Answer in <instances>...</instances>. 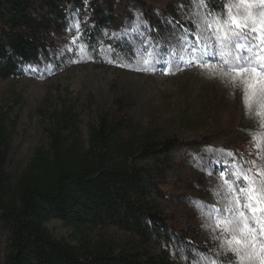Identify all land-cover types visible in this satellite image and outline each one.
Returning <instances> with one entry per match:
<instances>
[{
  "label": "rangeland",
  "instance_id": "1",
  "mask_svg": "<svg viewBox=\"0 0 264 264\" xmlns=\"http://www.w3.org/2000/svg\"><path fill=\"white\" fill-rule=\"evenodd\" d=\"M109 3L116 16L104 40L125 41L130 52L126 59L112 56L103 43L96 51L82 45L96 13ZM201 3L204 6L198 7ZM238 3L228 0L226 7ZM147 4L145 18L127 0H82L67 28L51 34L56 63L32 68L19 79L0 80V118L9 135L5 171L14 179L37 149L46 148L48 133L62 111L73 112L82 142L101 117L110 122L118 119L127 125L124 134L131 142L151 135L181 144L172 168L155 170L163 176L158 174L156 181L167 183L160 200L162 214L188 239L218 244L216 233L205 227L204 216L222 207L218 195L222 173L228 176L233 163L249 169L248 161L262 162L264 147L254 138L264 135V108L249 94L252 114L247 115L245 86L210 78L195 64L184 62L189 59L185 49L191 48L199 31L192 28L193 23L200 24L194 14L208 13L203 0H147ZM123 9L126 14L120 17ZM145 59L152 70H144ZM189 144L198 147L193 151ZM228 152L234 154V161ZM44 226L53 238L74 243L73 231L59 220ZM91 238L116 248L133 241L113 227L99 228ZM6 240L0 229V264Z\"/></svg>",
  "mask_w": 264,
  "mask_h": 264
},
{
  "label": "trees",
  "instance_id": "2",
  "mask_svg": "<svg viewBox=\"0 0 264 264\" xmlns=\"http://www.w3.org/2000/svg\"><path fill=\"white\" fill-rule=\"evenodd\" d=\"M127 1L148 17L147 0ZM203 2L208 12L220 15L228 0ZM61 3L0 0V80L19 79L32 68L56 63L51 34L67 28L82 0ZM115 16L113 5L106 4L82 45L96 51L103 43L112 56L126 59L125 41L104 40ZM126 127L101 117L82 142L73 112L62 111L46 148L37 149L13 179L5 171L9 135L0 118V229L7 236L2 264H228L232 257L218 255V244L188 239L162 214L167 183L156 181L163 176L155 170L172 168L181 144L151 135L134 143L125 136ZM52 219L73 231L74 243L52 237L44 226ZM106 227L133 241L116 248L92 240L95 230Z\"/></svg>",
  "mask_w": 264,
  "mask_h": 264
},
{
  "label": "snow or ice",
  "instance_id": "3",
  "mask_svg": "<svg viewBox=\"0 0 264 264\" xmlns=\"http://www.w3.org/2000/svg\"><path fill=\"white\" fill-rule=\"evenodd\" d=\"M194 15L204 28L193 23L192 28L199 31L191 48L185 49L189 59H180L195 64L210 78L245 86L247 115L252 114L249 94L258 98L264 108V0H240L224 8L220 15H214L213 10L205 16ZM142 62L147 66L145 71L152 70L149 60ZM170 72L169 68L166 74ZM254 143L264 147V135L255 137ZM227 155L235 160L233 153ZM260 160L261 163L248 161L252 165L249 169L233 163L228 176L222 173L223 184L218 191L222 207L204 216L207 230L216 233L214 238L221 249L218 255L228 253L232 257L228 264H264V155Z\"/></svg>",
  "mask_w": 264,
  "mask_h": 264
}]
</instances>
